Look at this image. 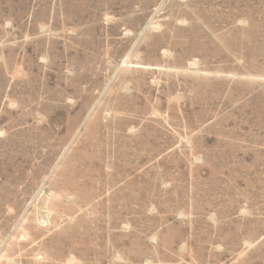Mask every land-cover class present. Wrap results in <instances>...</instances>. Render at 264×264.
Masks as SVG:
<instances>
[{"label": "rangeland", "instance_id": "1", "mask_svg": "<svg viewBox=\"0 0 264 264\" xmlns=\"http://www.w3.org/2000/svg\"><path fill=\"white\" fill-rule=\"evenodd\" d=\"M0 264H264V0H0Z\"/></svg>", "mask_w": 264, "mask_h": 264}]
</instances>
